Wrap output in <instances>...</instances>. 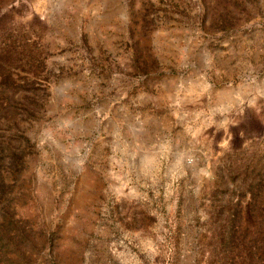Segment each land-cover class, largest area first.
<instances>
[{"label":"rangeland","instance_id":"374dc122","mask_svg":"<svg viewBox=\"0 0 264 264\" xmlns=\"http://www.w3.org/2000/svg\"><path fill=\"white\" fill-rule=\"evenodd\" d=\"M0 264H264V0H0Z\"/></svg>","mask_w":264,"mask_h":264}]
</instances>
